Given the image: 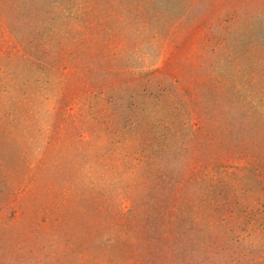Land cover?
<instances>
[{
    "label": "rangeland",
    "instance_id": "374dc122",
    "mask_svg": "<svg viewBox=\"0 0 264 264\" xmlns=\"http://www.w3.org/2000/svg\"><path fill=\"white\" fill-rule=\"evenodd\" d=\"M0 264H264V0H0Z\"/></svg>",
    "mask_w": 264,
    "mask_h": 264
}]
</instances>
